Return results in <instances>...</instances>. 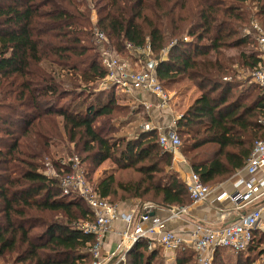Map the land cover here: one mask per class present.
Returning a JSON list of instances; mask_svg holds the SVG:
<instances>
[{
  "label": "trees",
  "instance_id": "trees-1",
  "mask_svg": "<svg viewBox=\"0 0 264 264\" xmlns=\"http://www.w3.org/2000/svg\"><path fill=\"white\" fill-rule=\"evenodd\" d=\"M247 2L256 9L253 18ZM94 5L97 25L117 52L128 55L127 43L149 42L157 56L167 49L157 66L162 86L186 80L201 91L175 124L201 181L216 186L244 168L255 141L264 137V91L256 83L242 88L235 65L252 72L261 63L252 22L264 30V0ZM237 23H249V31L240 32ZM233 49L237 54H228ZM106 75L84 0H0V264H92L96 239L81 223L92 220L93 211L78 193L64 194L59 178L43 169L47 157H56L60 117L64 139L74 147L69 152L80 158L101 197L162 207L191 203L156 128L136 137L118 134L117 123L139 108L120 103L113 88L96 91ZM106 160L116 173L94 179ZM149 242H136L125 264H167L163 247ZM259 245L254 235L249 253L230 249L235 260L229 248L218 247L212 264H254L255 253L263 252ZM176 254L175 264H198L190 246Z\"/></svg>",
  "mask_w": 264,
  "mask_h": 264
},
{
  "label": "built area",
  "instance_id": "built-area-1",
  "mask_svg": "<svg viewBox=\"0 0 264 264\" xmlns=\"http://www.w3.org/2000/svg\"><path fill=\"white\" fill-rule=\"evenodd\" d=\"M95 23L92 32L99 47L102 65L107 70L106 77L100 82L99 90L113 88L116 93L126 95L132 92L152 94L156 97L158 108H165L171 94L160 83L157 77V66L166 56L167 49L157 56L153 53L149 42L144 46L136 47L127 43L126 49L136 55L134 61L130 62L118 55V52L110 45L107 35L98 27L97 22ZM252 26L256 31L261 63L251 72V75L253 82L264 91V30L257 22L253 21ZM142 104L146 108L153 105L148 101H142ZM176 120L171 122L167 133H160L159 136L161 147L175 153L182 144L181 138L175 131ZM152 129L153 127L149 124L144 126V130ZM243 170L249 174L248 178L238 177L233 183L232 191L222 190L216 196L217 200L229 199L238 210L258 200L264 193V137L255 141ZM60 172L63 174L59 175L58 170L53 167L45 173L58 177L64 194H70L72 191L78 193L93 211V219L81 223L84 232L93 234L96 239L92 246V264H103L104 258L110 261L113 257L125 262L127 253L144 237L150 238L149 247L160 245L166 251L174 252L190 246L196 252L198 264H212V256L218 247L245 251L250 246L254 237L253 231L258 228L264 211L263 202L257 209L249 213H240L236 221L219 228H210L197 223L192 236L187 239L175 231L166 229L165 220L155 213L159 207L155 202L140 200L138 213L134 209L130 214H122L119 203L98 194L94 185L87 179L85 169L77 155L69 158L68 166L61 168ZM186 185L193 204L206 201L212 189L215 188L203 183L195 171H191ZM242 186L245 187L244 191L240 190ZM176 212H179V209ZM117 219H123L126 222L122 240L117 244L115 251L103 254L111 224ZM145 222L148 225L144 226ZM109 264H113V261Z\"/></svg>",
  "mask_w": 264,
  "mask_h": 264
},
{
  "label": "crops",
  "instance_id": "crops-1",
  "mask_svg": "<svg viewBox=\"0 0 264 264\" xmlns=\"http://www.w3.org/2000/svg\"><path fill=\"white\" fill-rule=\"evenodd\" d=\"M135 97H137L136 106L139 108V111L135 113L132 120L129 123L137 121V117L141 115H145L148 120H151L155 127L153 129H157L158 133H167L170 128V124L174 119H178L181 115L187 110V108L192 104V102L201 96V91L197 89L192 84H188L187 86H183L180 91L175 92L170 91V98L167 101L165 108H158L156 103V97L152 94H144L140 92H135ZM130 95V94H128ZM142 101L151 102L153 105L150 108H146ZM62 124L63 118L60 117L58 119ZM175 160L174 164L176 170L180 173L181 177L186 182L190 176L192 167L189 163L183 164L181 157L174 154ZM177 157V158H176ZM112 164V165H111ZM113 162L111 160L104 161L100 167L104 168V172L112 173L117 167L113 166ZM244 168L238 170L232 177L228 180L219 183L212 189L211 193L208 196V199L203 202H199L193 204L192 201L189 205L184 206L182 208H177L176 206L172 207H162L159 206L155 213L159 217L165 220L166 229L175 231L177 234L181 235L184 238L189 239L192 236V232L197 223H201L210 228H219L225 226L226 224L236 221L241 214L249 213L254 209H257L264 202V193L261 197L249 204L242 206L239 210L234 208L233 202L229 199L217 200L216 196L222 190H233V183L238 177L248 178L249 174L243 170ZM102 173L98 178H102L105 173ZM241 191L245 190V187L242 186L240 188ZM141 199L132 198L127 201H123L119 203V210L123 214H130L133 210H137L136 213L139 212L138 204ZM179 212H176L178 211ZM148 225V223H144V226ZM126 229V222L123 219H117L112 222L111 228L108 232L104 248L103 254L106 252H112L116 250L117 244L122 240L123 232ZM256 242L260 245L258 246L259 250H263L262 253H258L256 257V261L254 264H264V211L261 214V218L259 220V226L256 229L255 233ZM254 238V237H253ZM261 239V240H260ZM249 250V249H248ZM247 249L245 252H250ZM258 250V251H259ZM230 254H232L233 260H235L234 251L227 249ZM177 251H166L163 248V254L165 256V260L167 264H175L177 260ZM128 254V253H127ZM253 254V253H252ZM127 257V255H126ZM213 257V256H212ZM116 257H113L112 260L108 261L104 258L103 264H109L113 261V264H125V262L117 260ZM213 260V259H212Z\"/></svg>",
  "mask_w": 264,
  "mask_h": 264
},
{
  "label": "rangeland",
  "instance_id": "rangeland-1",
  "mask_svg": "<svg viewBox=\"0 0 264 264\" xmlns=\"http://www.w3.org/2000/svg\"><path fill=\"white\" fill-rule=\"evenodd\" d=\"M84 2H85V9L89 13V16H90V19H91V22H92V28H93L94 24H96L95 22H97V20H98V13H97L96 7L94 5V0H91L90 2L87 1V0H84ZM245 4H246L244 6L245 9H247V10H249L251 12L250 18L255 17L254 16V12H255L256 9H255L254 5H252L249 2H247ZM254 22H257V21L254 20ZM248 24H246V23H237V28H238V30H240V32H242V33L244 32L245 33V31H249L248 28H250V27H248ZM252 25H253V22H252ZM93 40L96 43V41L94 39V35H93ZM237 52H238L237 49L228 50V54H233V53L237 54ZM126 53L128 54L126 56L122 55L119 52H118V55L120 57H122L123 59H125V60H129L130 62L134 61V59L136 58V55L133 54L131 52V50H128V49H127ZM137 57L139 58L140 56H137ZM238 66L235 65V68H237V73H238V70H239V73H238V78L239 79H237V80H239V82L242 84V88L243 87L244 88H248V86H251V84H255L253 82V80H252L251 72L246 71L244 68H241L240 66L239 67ZM188 84L194 85L193 82L184 80V81H181L179 83L168 85L169 89H166V90L169 91V92L170 91H172V92L174 91V93H175V92H178V91L181 90V88H180L181 86H187ZM195 87H197V86H195ZM99 88L100 87L98 85V87L96 88V91L99 90ZM197 89H198V87H197ZM116 95L118 96V99H119L120 103H122V104H130L132 106H136L137 97H135V95H136L135 93L132 92L130 95H128V94L126 95V94H122V93L121 94L120 93H116ZM133 118H135V117H130L128 119H123V120H121V121H119L117 123V124H119L118 126L120 128L119 132H118L119 135L127 136V137H136L142 130H144V126L146 124H149L152 127H155L154 125H156L151 120H148L145 115H141V114L137 117V121L129 123V121L132 120ZM57 128H58V135L56 134V136H54L55 143L52 146V152H53V154L56 153L55 154L56 157L55 158H48L47 157L43 161V169H44L45 172L46 171L48 172L51 168L55 167L58 170L59 175H62L63 172H60L61 168L67 167L69 158L76 156L75 155L76 153H74V151H72V153H70L69 150H68L69 148L74 150V147H73L72 144L68 143L64 139L65 137H64V130H63V121H62V124L59 121V123L57 125ZM179 136H180V138L182 137L180 134H179ZM182 146H183V141H182V144H181L179 150L177 151V153L171 152L172 156H173L172 157V166H171V168L174 169V170H176V167H175V164H174V160H175V157H174L175 155L174 154H176L177 156L181 157L183 164H185V163L187 164L188 163L187 156L182 151ZM64 164H66L67 166H65ZM113 166H116V165L113 164ZM83 168H84V166H83ZM116 170L114 171V173H116ZM103 172H104V168L103 167H99L96 170L93 178L94 179L98 178L100 175H102ZM149 201H152V200H149ZM152 202H154V201H152ZM176 207H178V206H176ZM6 264H9V263H6Z\"/></svg>",
  "mask_w": 264,
  "mask_h": 264
}]
</instances>
